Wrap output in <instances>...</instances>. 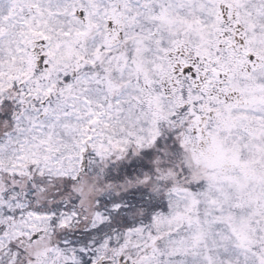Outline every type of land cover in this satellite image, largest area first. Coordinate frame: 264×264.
Here are the masks:
<instances>
[{"label":"snow or ice","instance_id":"obj_1","mask_svg":"<svg viewBox=\"0 0 264 264\" xmlns=\"http://www.w3.org/2000/svg\"><path fill=\"white\" fill-rule=\"evenodd\" d=\"M0 264H264V0H0Z\"/></svg>","mask_w":264,"mask_h":264}]
</instances>
